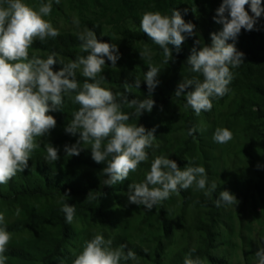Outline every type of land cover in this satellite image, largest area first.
<instances>
[{
    "label": "clouds",
    "instance_id": "9594fccd",
    "mask_svg": "<svg viewBox=\"0 0 264 264\" xmlns=\"http://www.w3.org/2000/svg\"><path fill=\"white\" fill-rule=\"evenodd\" d=\"M55 3L59 4L60 0H55ZM246 6L250 8L251 15ZM52 7V0L42 2L36 8L23 0H0V185L7 184L28 167L33 151L41 146L37 138L44 137L56 127V119L48 113L60 110L65 97L79 105L73 119L65 127L66 133L73 136L79 134V139L75 144L64 146L66 155L78 156L84 148L82 145H90L92 160L97 164L106 162L102 172L108 178L104 184L111 186L123 182L130 172H135L142 162L148 160L147 149L153 148L156 139L155 129L148 131L143 125L128 122L133 116L140 117L144 112L152 111L155 101L151 93L158 84L156 77L160 69L151 63L148 65L143 79L149 92L147 98L129 100L123 93H113L102 86L105 77L101 73L105 58L115 67L120 58L117 45L101 42L96 33L88 28L77 34L81 42L80 50L87 55H79L68 63L58 61L54 52L46 59L30 58L29 50L36 40L44 42L60 35L59 30L46 19ZM262 14V0H222L216 9L213 19L222 25V29L210 34V46H194L187 59L190 71L203 79L199 76L183 79L175 91L177 97L184 95L185 107H190L197 116L202 111H211L213 99L222 98L229 92L228 85L233 80L230 69L244 63L245 54L237 50L235 43L228 41H236L242 29L254 30ZM73 23L79 27L78 19H74ZM140 29L162 49L164 64L173 59L168 45H174L179 50L186 38L195 35V25L185 22L175 9L171 10V15L158 11L143 13ZM139 54L144 61L152 59L147 45L139 50ZM57 62L62 67L54 71L53 66ZM78 71L85 78L82 84L77 79ZM133 86L139 88L140 80L136 79L134 85H123L125 91ZM125 106L134 111L124 112ZM195 132V128L188 129L190 136ZM232 138L233 133L228 128L218 127L213 134V140L218 144L227 143ZM44 148L47 161L59 159L58 148L48 142L44 143ZM193 185L197 190L204 191L206 196L218 188L215 181L209 184L205 167L186 165L182 169L175 160L161 154L153 158L143 182L129 185L128 200L151 210L172 193L188 190ZM64 196L67 197V194ZM238 203L235 195L227 190L220 191L215 200L218 208ZM61 211L66 222L71 224L75 206L64 203ZM11 238L5 215L0 213V264H6L8 258L5 253ZM112 244L111 239L95 234L84 242L72 264H126L129 260H137L134 251H125L127 245L114 248ZM195 251L192 248L185 255L183 264H204L200 257L192 256ZM254 255L257 264H264V247H260Z\"/></svg>",
    "mask_w": 264,
    "mask_h": 264
},
{
    "label": "rangeland",
    "instance_id": "374dc122",
    "mask_svg": "<svg viewBox=\"0 0 264 264\" xmlns=\"http://www.w3.org/2000/svg\"><path fill=\"white\" fill-rule=\"evenodd\" d=\"M23 2L36 8L48 0ZM52 4V12L46 19L59 30L60 35L77 36L88 28L96 33L101 42L104 37L125 40L118 48L120 58L115 67L105 58L104 70H137L142 64L148 66L149 63L157 67L177 64L174 57L164 64L163 52L158 45L144 43L125 34L127 29H140V20L145 12L158 11L169 15L171 0H60L59 4L52 0ZM74 19L79 20V27L73 23ZM146 45L152 52L151 61H144L139 54V50ZM59 51L62 50H40L32 45L29 56L43 55L47 58L54 52L58 61L64 63L76 58ZM248 64H252L253 68L247 72L230 69L233 80L228 85L229 92L222 98L213 99L211 111H202L197 116L190 107H185L183 94L154 105L149 113L148 131L155 129L156 139L153 148L147 149L148 160L142 162L135 172H130L123 182L114 184L112 191L103 194L93 210L74 217L71 224L67 223L69 230L65 236L57 220L50 218L49 222L38 226L9 231L12 238L8 245L46 236L53 239L50 245L25 263L72 264L84 242L95 234H102L105 239L113 241L114 248L127 245L125 251L130 249L136 253L137 260H129L126 264H183L185 255L192 248L196 249L192 256L200 257L204 264H257L254 254L264 247V99L252 94L249 86L251 83L264 86V63L248 61ZM61 67L57 62L53 70L58 71ZM77 79L81 84L85 79L79 71ZM102 86L115 88L107 82H103ZM71 101L68 97L64 99V103ZM72 119L57 121L49 134L38 137L37 142L41 146L33 152L47 155L45 142L59 151L65 145L75 144L77 138L65 132L66 124ZM218 127L228 128L233 138L224 144L216 143L213 134ZM191 128H195L196 132L190 136L188 129ZM60 135H65L64 140L56 142ZM161 154L175 160L182 169L186 165L205 167L209 184L215 181L217 190L206 196L204 191L197 190L193 185L188 190L172 193L151 210L129 203V185L143 182L153 158ZM241 176L251 177L259 186L235 196L238 205L212 208L196 204L198 197L219 194L227 190L230 181L233 183ZM10 181L14 182V179ZM7 185H0V193L7 192ZM10 193V197L0 195V213L5 215L6 224L29 216L31 211L58 203L67 194L36 198L22 197L13 191ZM67 197L74 198L71 194Z\"/></svg>",
    "mask_w": 264,
    "mask_h": 264
},
{
    "label": "trees",
    "instance_id": "16d2710c",
    "mask_svg": "<svg viewBox=\"0 0 264 264\" xmlns=\"http://www.w3.org/2000/svg\"><path fill=\"white\" fill-rule=\"evenodd\" d=\"M171 1L172 9L178 10L185 22H191L195 25V35L186 38L179 50L174 45H168L172 50L173 57L177 60V64L158 67L160 69V73L156 77L158 84L151 93V98L155 101L154 105L166 103L173 97H177L175 91L183 79L199 76V74L190 71V66L187 63L191 50L194 46L197 48L200 46H210V34L222 29V25L215 23L213 19L216 15V9L220 6L222 0ZM246 10L251 15L250 8L246 6ZM169 15H171V12ZM125 34L144 43H153L141 29H127ZM197 40H199V44H196ZM102 42L116 44L117 48H120L123 46L125 40H110L104 37ZM228 42L235 43L237 50L245 54L244 63L238 68L233 69L247 72L253 68V65L248 64V61L264 63V14L258 18L254 30L245 31L242 29L236 41ZM80 43L78 36L67 34L59 35L56 38H48L44 42L36 41L33 43V46L36 49L47 51L62 50L59 52L72 54V56L76 57L87 55V53L81 52ZM36 57L46 59L43 55H36ZM147 71L148 66L142 64L140 69L137 70L129 68L104 70L101 75L105 77L103 82L115 85V88H107L113 91V93H123L129 100H143L149 96L146 82L143 80ZM199 78L203 79L202 76H199ZM136 79L140 80L139 88L133 86L128 91H125L123 85L125 83L134 85ZM249 89L252 94H258L260 99H264V86L260 83H251ZM117 100H120L119 96H117ZM78 108L79 105L71 101L64 103L60 110L51 111V115L54 116L56 121H61L63 118H72L73 113ZM124 110L126 113L134 111V109L127 108V106L124 107ZM148 118L149 112H144L140 117L133 116L128 123L137 124L138 126L143 125L148 130ZM65 135H60V138L56 139V142H62ZM75 137L78 140L79 134L75 135ZM82 147L84 148H82L78 156H67L64 149L59 151V159L55 162L47 161L45 159L46 155L39 152L32 153L25 172L16 175V178L13 177L14 182H8L7 192L0 193V195L10 197L12 195L10 192L13 191L22 197L40 198L67 193L73 195L74 198L63 197L58 203L49 205L39 211H31L29 216L7 224L8 231H19L24 228L38 226L49 222L50 218H52L57 220L61 225L60 228L65 236L69 230V226L66 225L65 214L61 211L64 203L75 206L74 217L83 216L85 212L93 210L103 194L112 191L113 185L108 186L104 184V181L108 178L102 172L106 162L105 164H97L91 158L90 146L82 145ZM256 186H259V183L254 181V179L248 176H241L236 181H233V183L232 181L229 182L227 191L237 196L253 190ZM218 196L219 194L207 198L200 196L196 199V204L215 208V200ZM52 240L46 236H37L27 239L21 244L8 245L5 253L8 258L6 264H24L31 261L34 256L40 254L43 248L49 246ZM185 252L183 251L182 253Z\"/></svg>",
    "mask_w": 264,
    "mask_h": 264
}]
</instances>
